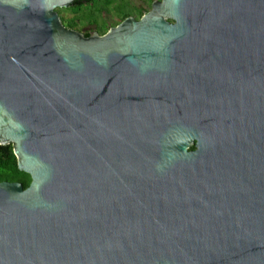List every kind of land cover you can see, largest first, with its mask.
<instances>
[{
    "label": "water",
    "instance_id": "water-1",
    "mask_svg": "<svg viewBox=\"0 0 264 264\" xmlns=\"http://www.w3.org/2000/svg\"><path fill=\"white\" fill-rule=\"evenodd\" d=\"M85 1L0 0V264H264V0Z\"/></svg>",
    "mask_w": 264,
    "mask_h": 264
},
{
    "label": "flooded vegetation",
    "instance_id": "flooded-vegetation-1",
    "mask_svg": "<svg viewBox=\"0 0 264 264\" xmlns=\"http://www.w3.org/2000/svg\"><path fill=\"white\" fill-rule=\"evenodd\" d=\"M106 1L107 0H87L85 2L78 3L80 6H83L82 8L85 9L86 13L91 17V19L89 20H83L82 18L73 16L75 13H69L73 10V8L77 3L70 4L66 7L55 8V11L58 15L61 24L65 28L73 29L77 32H80L81 34L94 32L100 35L107 30L106 29L105 31L101 32V27L103 25L108 27L114 26L115 24H117L119 21H121L126 17H131L135 20L139 19L143 14H145L149 10L150 3L153 0H112L111 3L109 4H106L105 3ZM154 1H159V0H154ZM121 5L123 7L122 9L128 11L129 13L126 16L118 19L119 18L118 13L120 8L117 6L121 7ZM125 5H127L129 10L126 9ZM109 7L111 8L108 9ZM57 9H66L67 11H69L67 13L73 16V19L69 18L68 27L66 25L67 20H64L58 14ZM91 14L93 15L91 16ZM96 14H100L103 17L102 21H96L93 19V16ZM112 21L113 22L115 21L116 23L110 25V22Z\"/></svg>",
    "mask_w": 264,
    "mask_h": 264
},
{
    "label": "trees",
    "instance_id": "trees-1",
    "mask_svg": "<svg viewBox=\"0 0 264 264\" xmlns=\"http://www.w3.org/2000/svg\"><path fill=\"white\" fill-rule=\"evenodd\" d=\"M112 0H107L105 3L109 4L111 3ZM97 4V3H94ZM83 6H80L78 3L75 5L73 10L70 13H78L81 11ZM129 12L123 9H119L118 13V19L126 16ZM93 14H91L92 16ZM69 19L66 21V25L68 27ZM116 22L112 21L110 22V25L115 24ZM108 26L103 25L101 27V32L105 31ZM193 147L190 146V149ZM0 181H8V182H19L21 186L24 188L27 186L29 182V176L22 172L19 171L16 168L15 165V158L12 154V148L11 144H4L0 145Z\"/></svg>",
    "mask_w": 264,
    "mask_h": 264
},
{
    "label": "rangeland",
    "instance_id": "rangeland-1",
    "mask_svg": "<svg viewBox=\"0 0 264 264\" xmlns=\"http://www.w3.org/2000/svg\"><path fill=\"white\" fill-rule=\"evenodd\" d=\"M119 7L120 9H122V5L121 7L120 6H117ZM126 9L129 10V8L127 7V5H125ZM130 7V6H129ZM111 7H109L108 9H110ZM58 11V14L64 19V20H67L69 18H72L73 19V16L75 17H79V18H82L83 20H89L91 19V17L86 13V10L85 9H81L80 12L78 13H75L73 16L71 14H69L70 12L67 11L66 9H57ZM69 12V13H67ZM102 16L100 14H96L93 16V19L96 20V21H102Z\"/></svg>",
    "mask_w": 264,
    "mask_h": 264
}]
</instances>
